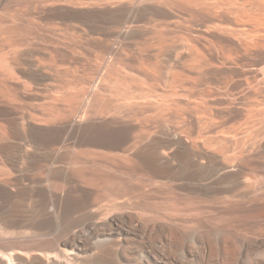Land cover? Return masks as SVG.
Returning <instances> with one entry per match:
<instances>
[{
    "label": "bare ground",
    "instance_id": "6f19581e",
    "mask_svg": "<svg viewBox=\"0 0 264 264\" xmlns=\"http://www.w3.org/2000/svg\"><path fill=\"white\" fill-rule=\"evenodd\" d=\"M0 227V264H264V0H0Z\"/></svg>",
    "mask_w": 264,
    "mask_h": 264
},
{
    "label": "rangeland",
    "instance_id": "374dc122",
    "mask_svg": "<svg viewBox=\"0 0 264 264\" xmlns=\"http://www.w3.org/2000/svg\"><path fill=\"white\" fill-rule=\"evenodd\" d=\"M1 228V227H0ZM45 237V238H44ZM51 237H49V236H41V237H39L38 238V240H40V241H46V240H49ZM11 238H5V240H4V242L5 243H7V242H9V240H10ZM7 241V242H6Z\"/></svg>",
    "mask_w": 264,
    "mask_h": 264
}]
</instances>
